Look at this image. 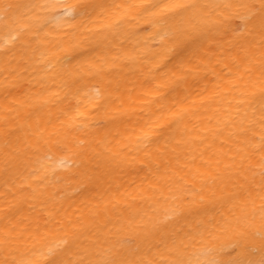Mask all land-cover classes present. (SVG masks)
I'll list each match as a JSON object with an SVG mask.
<instances>
[{"label":"bare ground","instance_id":"6f19581e","mask_svg":"<svg viewBox=\"0 0 264 264\" xmlns=\"http://www.w3.org/2000/svg\"><path fill=\"white\" fill-rule=\"evenodd\" d=\"M0 264H264V0H0Z\"/></svg>","mask_w":264,"mask_h":264}]
</instances>
